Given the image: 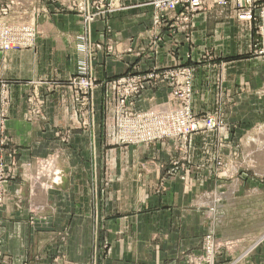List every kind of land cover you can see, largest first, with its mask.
Segmentation results:
<instances>
[{
  "label": "crops",
  "instance_id": "1",
  "mask_svg": "<svg viewBox=\"0 0 264 264\" xmlns=\"http://www.w3.org/2000/svg\"><path fill=\"white\" fill-rule=\"evenodd\" d=\"M59 2L55 4H64ZM147 2L128 0L131 8L110 16L112 40L121 47L139 50L150 40L154 18ZM219 14L217 9L195 16L190 44L183 34L164 29L155 63L162 68L173 66L175 59L185 64L191 53L196 115L218 116L220 100L238 93L227 117L234 127L228 135L240 139L243 148L252 139L251 128L255 131L257 122L264 121V58L254 53L256 34L243 28L233 10ZM81 19L68 10L53 12L40 20L34 48L0 53V137L5 128L9 142L0 151L5 164H15L0 184L6 187L4 196L0 194V264H54L60 257L65 264H86L94 250L98 264H185V253L202 250L206 227L201 210L207 200L212 202L220 192L222 201L230 197L237 207L248 198L234 199L233 190L223 195L226 186L217 177L223 168L218 161L225 155L218 148L222 134L194 136L191 165L176 178L168 176L176 156L167 145H117V109L104 103L110 90L99 86L94 93L95 129L82 126L74 91L67 85L82 68L77 48L84 33ZM104 28L97 20L92 28L95 42L108 41ZM175 41L180 47L177 56L171 51ZM210 51L215 55L210 66L199 64ZM155 63L131 54L111 58L99 51L91 65L102 82L124 75L133 64L144 70ZM2 93L8 97L6 106ZM33 94L45 101L37 119H30L27 111ZM144 95L139 109L165 102L169 93L159 88ZM66 133L67 139L62 137ZM228 155L226 166L237 170L240 161ZM217 236L223 243L236 241L226 245L219 263L264 264V242L256 237L250 242L244 232L219 231ZM103 244L110 250L105 256Z\"/></svg>",
  "mask_w": 264,
  "mask_h": 264
},
{
  "label": "rangeland",
  "instance_id": "2",
  "mask_svg": "<svg viewBox=\"0 0 264 264\" xmlns=\"http://www.w3.org/2000/svg\"><path fill=\"white\" fill-rule=\"evenodd\" d=\"M48 2V0H45ZM60 0H51L50 5H48V11H49V17H51L53 12H63L65 11H71L74 13H77V15L81 16L82 20V25L84 27V33L82 34L81 38L78 39V50L82 54V59L80 61V65H82L81 70L79 73L74 76L73 78L69 79L67 85L68 87L72 88L74 91L75 95V101L78 105V110H79V116L82 118L79 123L82 126L85 125H90L92 126L93 129L96 127V122H95V117H96V108L94 106V93L96 92L97 88L99 86H102L103 88H106L108 91L112 92L114 94L113 97L112 94H109V96L105 97L104 103L111 105L112 109L116 107V115L115 116V124L113 126V138L116 139L117 145L121 146L119 144V139H118V128H117V121H118V96L115 92V89L113 88L114 82L118 79L125 78L129 76V74H144L148 70L152 69V67L157 66V63L155 61L157 60L158 56L162 52V43L160 46V51L157 56L150 58L151 55L147 52L143 54L142 56H138L141 54V51L147 50L150 51L148 48L149 42L148 41L147 45L144 46L142 49L136 50L135 48L131 46H126L125 48L121 47V43L112 40V28L110 25V16L116 12H124L127 11V9L131 8L130 4L128 3V0H121V1H112L109 2V0L105 1L103 0L101 5L99 7H95V3H81V0H64V4L62 5H56L55 3H60ZM86 0H84L85 2ZM75 2L76 4H73ZM81 3V4H79ZM149 3V0L147 2ZM115 6H114V5ZM85 8L86 10L84 11H79V7ZM96 18H94V21H89L87 19V16L90 14H97ZM227 14V13H226ZM220 16H224V14H219ZM229 15V14H227ZM227 15H225L227 17ZM46 16L47 18H49ZM46 17H41L38 19V27L40 24V20L42 19H47ZM97 20L103 21L105 23V28H104V33L109 35L108 41H98L95 42L94 39L92 38V28L95 23H97ZM194 20V19H193ZM193 20H191L193 22ZM176 22V21H175ZM173 22V23H175ZM242 24L241 22H239ZM243 25V24H242ZM244 26V25H243ZM38 27H37V32H38ZM164 28V27H163ZM154 29V20H153V26L150 30V33ZM171 33H176V29H169ZM173 30V31H172ZM192 29L188 30V34L184 33H179L183 34L185 36V41L186 43L190 44L191 41L187 42V36L189 35L192 38ZM151 39V38H150ZM37 40H38V34H37ZM37 40L35 43V46L37 44ZM81 42H82V47H81ZM180 47L178 45L173 44L171 51L178 55V50ZM32 49V48H30ZM23 50V49H22ZM102 52L108 57L111 58H116V59H122L123 56L131 54L134 57L140 59L143 58L145 60H152L154 61V65L152 67L142 69L141 64H133L131 67H128L127 72L124 75L120 76H114V78L110 77L109 79L98 81L96 79L95 75L93 74L92 71V62L97 60L98 57V52ZM11 52V51H9ZM6 54V53H3ZM188 56H190L188 60ZM186 56V62L185 63L186 67L191 66L194 69L193 62H191V53ZM215 60V55L210 51L207 53H204L203 56L198 60L199 64H207L210 66L211 62ZM175 63L177 61L181 62L178 59L174 60ZM196 63V62H195ZM173 65V66H174ZM137 67L136 69H134ZM172 67V66H170ZM134 69V70H133ZM195 70V69H194ZM194 77V73H193ZM93 80L94 81V89L93 91L86 93L85 90L79 88L76 83L79 82L80 80ZM194 81L195 77L193 78V91H194ZM163 88V87H160ZM238 94V93H237ZM235 95L237 97L238 95ZM170 95V93H169ZM168 95V97H169ZM34 97L29 99L28 103V109L27 111L29 112L30 119H37L39 115L43 114V108H44V98L39 96V94L35 95L33 94ZM2 97V105L6 106L8 104V97L4 96V93L1 95ZM167 97V99H168ZM235 97L234 98H229L227 99H221L220 100V113L218 116H213L222 122V129L221 130H213V131H202V132H195L194 134L191 135V138L188 142H174L170 140H164L161 141V143H146V145H152V144H165L168 147H170L174 153V157L176 158L171 159V165L174 167L172 171L168 173V176L172 177L175 176L176 178H182V173L181 172H186L191 165L192 162V155H191V149L193 146V141H194V136L199 135V134H204L206 132H212V133H218L220 137V142L218 148H222L225 150V155L229 153V157L233 158L234 160H239L240 161V167L237 168V170H230L226 165H227V157L224 155V159L218 161L219 166L222 164L221 167H223L219 172H217V177L221 182H224V185L226 186L225 190L223 191V195L225 194H231L230 191H234V197L239 198L242 197L241 199L244 198V196H248V198H245L242 202L238 204V206H235L234 201H230V197L227 198V200L222 201V194L220 192H217L216 195H213V200L212 202H208L207 200V206H205L206 209L202 208L201 212L204 213V226L206 227L205 233L203 234L201 243H202V250L200 253H185L184 258H185V264H193L194 261H196L199 257H206V248L209 245H213V256L214 261L213 264H221L220 262V256L222 255L223 251L226 248V245L228 244H234L236 241L228 240L226 242H221L220 239L217 236V233L220 231V233H232V234H238L239 232H244L245 236L247 237L246 240L248 239H254L256 237L257 241L264 242V121L263 122H257L260 123L258 128L255 129V131H252V128L249 133L250 137L252 139L248 142L245 143L244 149L241 146V140H233L232 138L230 139L229 135L234 128L233 126H230L231 124L229 121H227V117L231 114V109L232 105L235 104ZM145 98L142 97L137 101V105L143 101ZM193 99H194V92H193ZM192 99V103H193ZM157 105V104H155ZM154 106V105H153ZM151 107V106H150ZM193 107V106H192ZM2 112V111H1ZM193 112L194 114L196 113L193 107ZM3 114V113H2ZM207 115V114H205ZM199 116V115H198ZM256 118V117H255ZM257 119H255L256 121ZM2 134V131H1ZM69 133L62 134L63 138H68ZM2 139L3 137H0V149H2ZM64 139L63 141H66ZM8 140L7 144L8 145ZM195 143V142H194ZM145 144H140V145H127V146H121V147H139V146H146ZM137 149V148H134ZM221 149V150H222ZM229 151V152H228ZM246 162V168H243L242 163L244 161ZM5 161L4 153L0 151V163ZM248 164H250L248 166ZM179 166V168H178ZM249 167V168H248ZM187 169V170H186ZM238 181V182H237ZM237 182V185L235 183ZM161 186V185H160ZM162 187V186H161ZM2 189V190H1ZM158 189L162 190V188L158 187ZM230 190V191H229ZM252 190L256 192V194ZM0 194L4 196L6 193V187L3 185H0ZM213 194V193H212ZM250 194H253V198H251ZM0 195V204L2 201V197ZM233 200V199H232ZM229 201V202H228ZM232 208V209H229ZM255 231V232H254ZM57 234V233H56ZM61 237V234L60 236ZM259 237V238H258ZM243 239V238H242ZM240 239L239 241H242ZM225 241V240H224ZM254 242V240L250 241ZM104 245V244H103ZM109 247L107 245H104L102 248V253L104 256L106 253H109ZM97 252L94 250V254L92 256V259H89L87 262L88 264H98L99 260L94 259V255ZM59 257V256H58ZM66 262L62 257H60V261L58 258L54 259V264H65ZM86 263V264H87Z\"/></svg>",
  "mask_w": 264,
  "mask_h": 264
},
{
  "label": "built area",
  "instance_id": "3",
  "mask_svg": "<svg viewBox=\"0 0 264 264\" xmlns=\"http://www.w3.org/2000/svg\"><path fill=\"white\" fill-rule=\"evenodd\" d=\"M50 1L0 0V53L35 47L38 19L49 15ZM112 1L121 0H109L111 4ZM102 2L103 0H81V3H95L96 8ZM149 3L153 8L154 18V29L148 45L150 51L143 50L138 56L147 52L153 59L158 55L160 46L165 41L164 29H176V32L188 34L191 20L197 14L219 9L223 14L233 10L238 21L244 25L243 28L256 34L254 53L264 58V0H149ZM84 10L86 9L79 7V11ZM97 15L99 13L90 14L87 19L92 22ZM188 41H191L189 35ZM80 45L82 47V42ZM189 58L190 56L188 60ZM193 73L191 66L186 67L183 62L177 61L172 67L154 66L144 74H129L116 80L113 88L118 96L119 144L146 145L161 143L164 140L186 143L195 132L221 130V120L211 115L198 116L193 112ZM76 85L86 93L94 89V81L90 79H81ZM160 87L168 89V99L160 104L139 109L137 101L144 93L158 90ZM1 125L3 127V123ZM1 137L2 145L7 146L5 128H2ZM14 168L13 163H0V184L11 176ZM213 251V245H209L206 248V257H199L193 264H213Z\"/></svg>",
  "mask_w": 264,
  "mask_h": 264
}]
</instances>
